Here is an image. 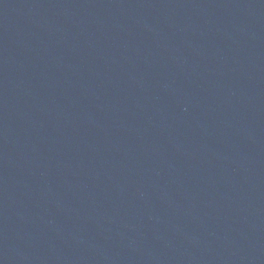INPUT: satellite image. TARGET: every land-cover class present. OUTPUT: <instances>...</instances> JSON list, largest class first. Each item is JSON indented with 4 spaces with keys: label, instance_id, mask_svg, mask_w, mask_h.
Segmentation results:
<instances>
[{
    "label": "water",
    "instance_id": "water-1",
    "mask_svg": "<svg viewBox=\"0 0 264 264\" xmlns=\"http://www.w3.org/2000/svg\"><path fill=\"white\" fill-rule=\"evenodd\" d=\"M0 264H264V0H0Z\"/></svg>",
    "mask_w": 264,
    "mask_h": 264
}]
</instances>
